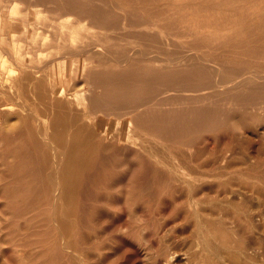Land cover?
Instances as JSON below:
<instances>
[{"label":"bare ground","instance_id":"1","mask_svg":"<svg viewBox=\"0 0 264 264\" xmlns=\"http://www.w3.org/2000/svg\"><path fill=\"white\" fill-rule=\"evenodd\" d=\"M223 1L227 0H14L11 5L0 4V51L6 57L2 60L0 53L1 197L26 202L16 206L20 210H33L41 202L51 206L52 212L41 223L58 226L59 239L103 264L128 259L129 253L138 255L142 248L144 256L158 264L159 254H151L150 249L163 250L166 235L179 218L182 225L193 221L205 241L220 235L228 244V224L203 216L195 209L199 208L197 198L209 178L225 176L245 191L254 186L255 178L263 177L257 169L264 154V130L256 137L260 155L252 154L254 162L243 165L241 160L239 166L228 161L227 147L216 140L211 141V149L210 137L204 135H219L231 129L233 122L239 127L248 120L264 123V0H242L252 3L239 12L212 9ZM204 24L218 27L202 30ZM141 25L152 27L153 35L166 40H175V32L196 33L195 48L225 46L229 52L218 59L210 50L191 56L182 50L178 57L161 59L148 46L125 38L124 31ZM215 38L220 42L211 41ZM245 42H251L250 53L232 50ZM113 122L141 137L140 144L131 145L111 134ZM36 216L30 214L23 227L33 226ZM162 250L160 260L169 264L173 252ZM233 256L228 259L234 264ZM70 261L78 263L74 256Z\"/></svg>","mask_w":264,"mask_h":264},{"label":"rangeland","instance_id":"2","mask_svg":"<svg viewBox=\"0 0 264 264\" xmlns=\"http://www.w3.org/2000/svg\"><path fill=\"white\" fill-rule=\"evenodd\" d=\"M13 2H14V0H0V4L11 5ZM251 3H252V1L243 2L242 0H231V2H230L229 0H227V1L221 2V4H219L218 6H213L212 9L239 12L241 10H245V8L247 6H249ZM20 5H22V3ZM8 8H9L8 6H4V9L7 11H8ZM183 23L187 29V25H188V23H190V18L185 19V21H183ZM216 27H218V26H216L215 24H204V25H202V30L208 31V30L214 29ZM151 30H152V27H147L145 25L134 26V27H130V28H128V30L124 31V36L126 39L132 40L136 44H139V45L144 44V45L148 46L147 50L150 51V53H152L154 55L155 54L159 55V58H161V59L166 58L168 55H171L173 57H178L182 53V50H184V53H187V55L190 54L189 56H191L196 51H199V52L205 54L206 50H210L212 57L214 58L216 56L218 59H220L221 55L226 56V54H228V52H229L227 50L228 47H225V46L215 47V48H212V47L207 48L206 46L201 45L199 48H195L196 47L195 44H197V43H194V41L198 36L196 33H190L187 35H182L178 32L177 33L175 32V33H173V37L175 38V40H166V39H161V38L153 35ZM214 40L216 42H220V38H215L211 41H214ZM19 41L27 44V42L24 40H19ZM184 45H187V47H184ZM231 48H232V50L241 51L245 54L250 53V49H252L251 48V42H245L238 47H231ZM0 53L2 54L1 51H0ZM5 58L6 57H4L2 54V60H4ZM246 67L253 68L256 66L248 65ZM246 69H248V68H246ZM233 123L235 125L231 126V129H229L230 131L229 130H227V131L221 130L220 132H218L220 135L221 132L223 131L221 134L222 137H220L221 141H219V139H218L219 138L218 134H215V136L214 135L210 136L209 134L206 133L204 136L207 138L210 137L209 145L210 144L211 145L209 147L212 149L213 144L216 143V140H217V143H220L223 148L227 147V151L230 150V154H231L228 156V161H230L231 165H233V166H237L236 164H238V166H239V162L241 160L244 161V162L241 161L243 163V165L245 163L249 164L250 162H254L253 161L254 159L252 160L250 158V156L252 154L258 155V156L260 155V153L257 150L259 148L258 144H260V142H259L260 139H258V138H260V136L258 137V134H259V132H262L264 130V123L263 122L253 123V122L248 120L247 125L243 126V127L242 126L239 127V125L236 122H233ZM248 124H250V125H248ZM112 133L119 135L123 140H127L128 143L131 145H138L141 142V137H139L138 135L128 131L127 127H121V126H119V124H116L114 122L111 125V134ZM223 134H224V136L225 135H227V136L224 137ZM232 134H234V135H232ZM229 136L231 138L232 137L236 138L237 140L233 139V138L231 139ZM248 137L251 140H249ZM256 137H258V138H256ZM226 139H228V140H226ZM211 141L213 144L211 143ZM227 141H229V142L227 143ZM242 141H245V145L243 144L244 142H242ZM246 141H248V142H246ZM249 141L251 143H249ZM223 142L224 143L226 142L225 143L226 145H223L224 144ZM234 142L238 143L239 145L235 144ZM232 143H233V145H232ZM229 144H230V146H229ZM221 145H219V147H220L221 151L224 152V150H222ZM232 146H235V147H232ZM238 146L240 148H238ZM241 146H242V148H241ZM243 147H245V148L243 149ZM236 149H238V150H236ZM242 150H245V151H242ZM222 152H221V154H222ZM257 152L259 154H255ZM239 153H240V157L238 156ZM228 154H229V152H228ZM234 155H235V157H234ZM243 155H245V156H243ZM230 156H231V158H230ZM242 157H244L245 159L248 158L249 161H248V159L245 160ZM235 158L239 159V160L237 161V160H235ZM259 158L261 160L262 165L259 164L260 166L257 169V172L261 176L263 175V177H261L260 179L258 178L259 180H257V178H255L256 182L254 181L255 179L253 180L255 183H254V186L250 187L252 189L249 188L248 190H245V191L240 190L241 188H240V186H238L239 185L238 183L233 182L232 184H230L231 182H227V178L225 176L221 177L219 179H215V180H213V178H209L208 180H209L210 184L208 183L207 184L208 186L206 185L207 187L204 188L203 193L200 195V197L197 198V200H198L197 206L199 208H195V209L198 210L201 214H203V216H205V217L211 216L210 218H214V219H216V217H217V218H219L218 220L220 222H222V223L225 222L224 223L225 225L228 224L227 227L228 226L230 228L232 227L231 231H230V228L228 227L229 228V229H227L228 234L226 235V239H225V240L229 241L230 244H229V242L227 244L226 241L222 240L220 235H217V236L211 235V237H210L211 241L210 242L205 241L204 234H201L199 232L197 233V229L195 228L194 224H192V223H194L193 221L190 222L191 225H190V223H187V225H184V224L182 225L180 223V221L182 219L179 218V220L176 223L177 226H175V229H173L174 228L173 227L168 232L169 235L168 236L166 235L167 240L165 239L166 241H165L164 246H163V250H167L166 253L173 252V254L172 253H171V255L169 254L171 256L170 260L172 259V257L174 258L168 262L169 264L170 263L171 264H208V263L213 264L212 261L213 262L218 261V264H224V263L225 264H233L228 259L229 255L236 256L235 259H237V261H235L234 264H237V263L243 264V262L245 264H264V189H263L264 187H262V185H264V180H263L264 179V172H263L264 171V154L261 153ZM10 160L12 161V158H10ZM235 161H237V162H235ZM241 162H240V165H242ZM220 180H222V181H220ZM224 180H226V182H224ZM211 181H215V183H213L214 186L211 183ZM221 183H222V185H226V187L224 186L225 187L224 188L221 185ZM257 184H260L259 188H257L258 187ZM214 187H216L217 189ZM229 187H230V189H229ZM235 188H236V190H235ZM214 189H216V190H214ZM219 189H222L225 191H222ZM232 189H234L235 192ZM207 190H208V193H207ZM261 190H263V192ZM205 192L207 195L205 194ZM214 192L216 194H214ZM222 192H223L224 196L226 194V196H228V197H226V196H225L226 198L223 197L221 195ZM228 192H229V194H228ZM230 192H232V194ZM247 192H249V193H247ZM218 193L220 194V197L218 196L219 195ZM250 193H254V194H250ZM230 194L232 196H230ZM234 194H236V195H234ZM241 194L242 195L244 194V195L242 196ZM246 194H248V195H246ZM216 195L218 197H216ZM201 196L203 198H201ZM211 197H214L215 199L211 198ZM221 197H223V198H221ZM202 199H204L203 202H202ZM219 199H222L223 201H221ZM248 199H250V200H248ZM207 201H209V202H207ZM234 201H236V202H234ZM206 202L208 203V206H207ZM221 202H223V203L225 202V204H221ZM228 202H229V205L227 204ZM209 203H211V204H209ZM217 203H219L221 206L223 205L222 206L223 210L219 204L216 208ZM22 204H26V202L24 203V201H22V200H18V202H16L15 200H12V199L7 198L5 196L1 197V195H0V228L3 229V231L0 232V264H71L70 256H74L76 258V260L78 262L76 264H92V263L93 264L94 263L95 264H103L104 263V261H101V260L98 261V260L90 259V255L87 257L86 252L82 253L77 246H70L65 242L64 239L63 240L59 239L58 235L60 234V228L58 226L49 225L47 223L46 224L41 223L45 220V216L47 215L46 213L52 212L51 206H48L46 203L41 202L39 206H38V204L36 205V203H35V207L33 208V210H28V209L27 210H20V209L16 208L17 205H22ZM230 204H231V206L234 204V207H231ZM241 204H242V206H241ZM197 206L195 205V207H197ZM203 206H205V207H203ZM214 207H215V210H214ZM219 207L221 210L219 209ZM225 207H226V210H225ZM204 208H205V210H204ZM211 208H212V211H211ZM239 208L242 210H240ZM208 209L210 212H208ZM227 209H228V211H227ZM220 211L221 212L224 211V212L220 213ZM226 211H227V213H226ZM229 212H230V215H229ZM246 212H247V214H246ZM250 212H252V215ZM30 214H37V216L33 219V221H34L33 226L29 225V227L24 228L23 224H24L25 220L30 216ZM221 214L224 216L222 217ZM245 214H246V216H245ZM214 215H216V216H214ZM219 216H221V217H219ZM251 216H252V218H250ZM226 217H228V218H226ZM247 217H249V218H247ZM222 218L225 221H223ZM224 218H226V219H224ZM48 220L50 222L53 221V219L51 217L48 218ZM240 221L242 224L240 223ZM226 222H229V223H226ZM252 222H253V224H252ZM248 223H250L251 225L249 226ZM180 224H181V228H179L180 226H178ZM246 224H248V225H246ZM182 226H184V227H182ZM185 226H187L186 227L187 229L185 228ZM246 227L248 229H250V228L251 229L246 230ZM180 230H182V231H180ZM11 232L14 233L13 236H9V233H11ZM173 232L174 233L177 232V234H174ZM183 232H186V233H183ZM195 232H196V234H195ZM189 233H191V234H189ZM198 234H199V236L201 235L200 238L197 237ZM174 235L176 236V238ZM192 235H193V237H192ZM232 235H233V237H232ZM184 236H187V237H184ZM212 236H214V237H212ZM173 237L175 238V240L174 239L172 240ZM186 238H189L190 240L189 239L186 240ZM176 239L179 241L177 242ZM183 239H185V240H183ZM216 239H217V241H216ZM219 240H220V242H218ZM169 241L170 242L174 241L173 242L174 244L173 243H172L173 245L170 244ZM195 241H198V244H196L198 247L200 245L204 246V251L202 248L203 246L199 247V250H197L198 249L197 246L194 245L195 243H197ZM23 242H27L28 244H21ZM187 242H189V243H187ZM213 242H215V243H213ZM167 243H169V245L171 246V249ZM184 243L186 246L183 245ZM190 243L193 244L194 246L193 245L191 246ZM231 243H233V244H231ZM237 243H241V244H239V247L237 246L238 245ZM242 244H243V246H240ZM234 245H236V246L234 247ZM189 246H191V247H189ZM231 246H232V249H231ZM155 247L156 248L150 249L151 254H152V252H154L153 254H155V255L161 254L163 256L164 255L163 252L160 251L162 249H160L158 246H155ZM187 247L190 248L191 251H189L190 249H188ZM207 247H209L208 249H210V251L208 250V253L205 252V251H207ZM222 247H225V248H222ZM141 248H139V251L141 250ZM158 248H159V250H158ZM172 248H175L174 249L175 251H173ZM192 248H195L197 251H195V249H192ZM237 248H240L241 250L240 249L237 250ZM242 248L244 250H242ZM153 249H156V250L154 251ZM87 250L88 249L86 248V251ZM143 251H144V249L142 248V250L138 253V255L140 254L139 255L140 257L138 255H131L129 253L130 255L129 254L125 255L128 259H125V257H121V259L118 257H116V258L119 259L120 264H121L120 260H122V264H125V262H123V260H125V261L127 260L126 264H154L153 263L154 259L145 257ZM192 251H194V252H192ZM224 251H227V253ZM237 251L239 253H237ZM242 251H245V252H242ZM209 252L214 254V256L211 255ZM229 252L230 253L232 252V253L229 254ZM204 253H206V254L204 255ZM192 254L195 255L196 257L194 258V256ZM235 254H237V255H235ZM246 254H248V256ZM159 255H158V260H159L158 262L159 263L158 262L157 263L158 264H164L163 261H161L162 256L161 255L159 256ZM224 255H225V257H227V259H224L225 258ZM222 256L224 257L223 260H222ZM129 257L132 258V259L130 258V261H129ZM134 257H136V258H134ZM212 257H214V258H212ZM239 257H241V258L239 259ZM160 258H161V260H160ZM192 258H194V259H192ZM215 258H216V260H215ZM118 259H115V261L117 262V263L114 262L115 264H119ZM134 259H136L137 263H135ZM149 259H151L150 260V261H152L151 263H149L150 262ZM189 259L192 261V263ZM203 259H205V261ZM132 260H134V261H132ZM240 260H242V261H240ZM172 261H173V263H172ZM194 261H197V262H194Z\"/></svg>","mask_w":264,"mask_h":264}]
</instances>
